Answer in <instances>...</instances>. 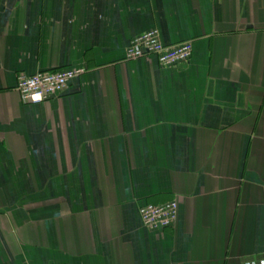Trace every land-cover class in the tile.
<instances>
[{
	"label": "crops",
	"instance_id": "1",
	"mask_svg": "<svg viewBox=\"0 0 264 264\" xmlns=\"http://www.w3.org/2000/svg\"><path fill=\"white\" fill-rule=\"evenodd\" d=\"M154 29L190 61L127 59ZM66 69L48 102L16 89ZM263 186L264 0H0V264L258 262Z\"/></svg>",
	"mask_w": 264,
	"mask_h": 264
},
{
	"label": "built area",
	"instance_id": "2",
	"mask_svg": "<svg viewBox=\"0 0 264 264\" xmlns=\"http://www.w3.org/2000/svg\"><path fill=\"white\" fill-rule=\"evenodd\" d=\"M193 54L191 42L166 46L160 39L157 29L135 37L126 51L129 60L155 58L165 68L176 67L190 61ZM85 73V69H66L52 72H38L28 76H18L16 89L22 99L30 104H41L57 97L71 81ZM264 193V186H263ZM179 203L176 200L165 204H146L138 210L144 226L158 235L172 228L178 219ZM249 264H264V260Z\"/></svg>",
	"mask_w": 264,
	"mask_h": 264
}]
</instances>
